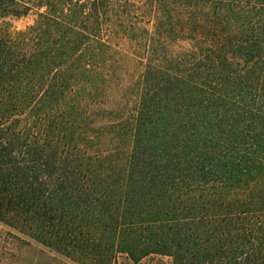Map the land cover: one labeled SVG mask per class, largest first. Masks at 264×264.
<instances>
[{
	"label": "trees",
	"instance_id": "trees-1",
	"mask_svg": "<svg viewBox=\"0 0 264 264\" xmlns=\"http://www.w3.org/2000/svg\"><path fill=\"white\" fill-rule=\"evenodd\" d=\"M1 236L0 264H264V0H0Z\"/></svg>",
	"mask_w": 264,
	"mask_h": 264
},
{
	"label": "rangeland",
	"instance_id": "rangeland-1",
	"mask_svg": "<svg viewBox=\"0 0 264 264\" xmlns=\"http://www.w3.org/2000/svg\"><path fill=\"white\" fill-rule=\"evenodd\" d=\"M33 19H34V16L29 15L19 20L12 21V24L17 29H22L25 26L32 24ZM1 240H3L2 236L0 238V241ZM16 248H17L16 246L12 247L11 252L14 253L16 251ZM22 257L24 258L25 264H36L38 262H40L41 264L45 263V260H43L45 257L42 258L38 254V252L28 251L25 254H23ZM141 264H170V260H168L167 258H163V257H151V258H147L143 260Z\"/></svg>",
	"mask_w": 264,
	"mask_h": 264
}]
</instances>
